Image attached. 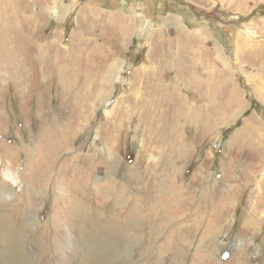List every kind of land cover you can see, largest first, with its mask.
<instances>
[{
	"label": "rangeland",
	"instance_id": "1",
	"mask_svg": "<svg viewBox=\"0 0 264 264\" xmlns=\"http://www.w3.org/2000/svg\"><path fill=\"white\" fill-rule=\"evenodd\" d=\"M80 1L0 0V264H264V0Z\"/></svg>",
	"mask_w": 264,
	"mask_h": 264
},
{
	"label": "crops",
	"instance_id": "2",
	"mask_svg": "<svg viewBox=\"0 0 264 264\" xmlns=\"http://www.w3.org/2000/svg\"><path fill=\"white\" fill-rule=\"evenodd\" d=\"M65 6H67L66 7L67 14L71 9H72V11L74 10V12H75L74 15H77L75 21L80 22L81 25H82V19H83L84 27L87 28L85 30L91 36V39L93 41L96 39L93 37L99 35V32H100L99 29H95V26L93 25V20H95L96 17L101 18V20L97 22V26L100 27V25L104 24L105 21L108 22L111 18L114 17L111 14L113 12V11H111L113 9V5L109 0H103L102 3H99V0H85V1L83 0L80 2H76L75 4L71 2L69 6L67 3V4H65ZM102 6H104V8ZM35 10L37 11L36 8H35ZM116 13H118L115 15L118 18H120L119 20H122L123 19L122 17L127 15L126 13H124L123 9H121L120 11H118ZM140 15L143 17L145 16L143 11ZM108 17H111V18H108ZM130 18H131V20H133V22H132L133 25H136V24L143 25V21L148 22L150 24L153 23L151 21H146L144 19L142 20L140 16H132V17L130 16ZM88 19L90 22H85ZM112 20L113 19H111L110 22ZM48 26H50V24H48L47 27ZM154 27H156V26L153 24L152 28H154ZM109 32L112 33V27H109V29H107V31L105 33H108L107 35H110ZM146 32H148V31H146ZM100 34L105 35L102 31ZM228 35H229V31H224V32L221 31L218 33V37L221 38L222 40H225ZM129 48H128V51H126L125 54H123V57H124V55L127 57H131V59H128V60H130L129 62H131L133 64L140 63L143 59L138 58L137 55L140 53H143V52L141 51V49H139V45H138L137 41L136 40L135 41L130 40V47ZM223 64L227 68V62H224ZM121 67H122V64H121ZM228 71H229L230 75L232 76L233 73L231 72L232 71L231 65H230V67H228ZM219 76H220V74H219Z\"/></svg>",
	"mask_w": 264,
	"mask_h": 264
},
{
	"label": "bare ground",
	"instance_id": "3",
	"mask_svg": "<svg viewBox=\"0 0 264 264\" xmlns=\"http://www.w3.org/2000/svg\"><path fill=\"white\" fill-rule=\"evenodd\" d=\"M119 66H120V62H118V61H115V62H112L111 64H109L108 65V76L110 77V74L114 73L116 71V69L119 68ZM108 84H109V82L106 85H108ZM1 232H3L2 229H1ZM4 238L5 237H3V239ZM15 241L13 239H8V240L5 239L4 240L5 244L7 245L8 250H10L11 254L14 256V260H13L14 264H22L24 262V258H23L24 254L23 255L20 254V252L23 253L21 248H19L17 246L15 248L13 247V243H16ZM101 253L102 254H96V252H93L90 254V256L96 260H103L104 258H107V259L112 258V259H115L116 261H118L119 260L118 256L121 255L120 253L113 252L110 249V246H106V245H105V247H103V252H101Z\"/></svg>",
	"mask_w": 264,
	"mask_h": 264
}]
</instances>
